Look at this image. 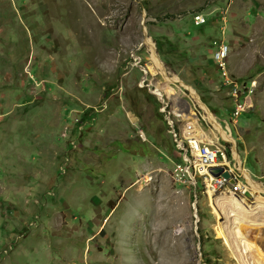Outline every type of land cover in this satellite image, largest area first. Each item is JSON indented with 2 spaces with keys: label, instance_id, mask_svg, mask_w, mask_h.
Masks as SVG:
<instances>
[{
  "label": "rangeland",
  "instance_id": "obj_1",
  "mask_svg": "<svg viewBox=\"0 0 264 264\" xmlns=\"http://www.w3.org/2000/svg\"><path fill=\"white\" fill-rule=\"evenodd\" d=\"M195 13L204 26H194ZM144 31L165 69L197 93L234 146L188 91L166 83ZM222 37L230 76L257 84L236 126L212 55ZM170 90L188 105L195 134L209 138L200 141L227 148L240 172L234 147L242 170L264 188V0H0V264H124L134 250L117 231L126 209L131 219L167 215L176 264H239L219 242L227 221L211 207L210 193L198 179L196 196L176 181L180 157L164 122L179 131L186 120L182 110L173 112ZM73 115H91L94 128H65ZM60 132L67 137L58 142ZM131 145L147 156L123 153ZM240 181L241 189H230L252 210L257 194L241 172ZM143 201L151 204L145 212Z\"/></svg>",
  "mask_w": 264,
  "mask_h": 264
},
{
  "label": "bare ground",
  "instance_id": "obj_2",
  "mask_svg": "<svg viewBox=\"0 0 264 264\" xmlns=\"http://www.w3.org/2000/svg\"><path fill=\"white\" fill-rule=\"evenodd\" d=\"M197 16L199 15L195 13L193 16V24L195 27H200L195 24V17ZM222 21L224 22V20ZM86 27L89 28L87 24ZM221 35L224 36V32ZM83 40H88V38L86 36H83ZM220 40L223 41L224 45L226 46V72L227 75L230 76L227 71V61L230 54V48L224 37H222ZM143 45L148 50L151 62L159 71L166 83L171 86L178 85L180 88L188 91L192 100L204 111L205 118L218 132L220 137L224 141L229 142L234 146V140L230 133L226 132L218 124L216 118L199 100L197 93L191 87L186 86L182 81H180V79L176 75L170 74L165 69L157 56L154 42L150 38H148L146 31H144ZM230 77L240 86V82L238 80H235L232 76ZM152 93L157 97L159 101L164 102V95L161 90L155 89V91H153ZM169 95L172 96L173 112L177 113L178 110H182L183 113L179 115H182L186 120V123L181 126L182 128H180L179 131L175 128V124L172 120H167L166 118V121L164 122L167 126L166 133L170 134L173 142L172 146L180 157V162L175 168V176L177 178L176 181L178 184L189 186L194 191V194L196 196L197 179L201 184L200 189L202 188L203 184L200 175L196 172L194 167L195 156L192 151V147L190 146V141L192 140L194 135L199 140L201 136L207 142H209V138L208 136L202 134H195V132H198L194 125L195 119L190 113L188 105L181 98L179 91L177 90V92H172V90H170ZM228 98L230 99V103L232 105L231 122L234 126H236L240 118V113L237 117L234 116L235 103L229 96ZM165 110L166 107H163L162 113H164ZM90 112L95 113L97 112V110H90ZM159 117L160 116L157 115L156 119H154L158 128ZM95 123L96 120L91 115L84 116L82 120H79L78 116L73 115L71 122L67 123L66 121H64L63 126H65V128L77 127V130H79V132L83 134L85 130L94 128ZM138 134L139 138L144 143L148 142L145 136L146 134L143 131H139ZM66 137V135H62L60 132L56 139L59 142V140L61 141L62 138ZM69 145H71V143H69ZM124 149V152L122 150L120 151L127 154H129V152H133V154L135 155L145 154L143 157L147 156V154L143 152L145 148L133 151V149L135 148H133L131 145L130 149ZM224 150L226 155V165L224 167L215 168H221L223 169V172L228 173L230 177L229 179L234 180V183H232L233 185L229 183V179L223 178L222 175L215 177L210 174V170L215 168H211L208 172L213 178H221L225 180V182L219 187V189H217L219 191H209L212 201L211 203H213L211 207L213 208L215 213H223L227 221V225H225V227L220 226L218 233L219 242L227 246V248L235 256L239 264L240 261L242 264H264V188L254 182L249 173L242 170V162L233 147V156L238 170L244 174V179L246 183L251 187L253 193L257 194L256 206L253 207L252 210H250V208H248L242 201L237 200L235 198L236 194L232 190L237 191L239 188L241 189L240 172H237L235 167H231L230 154L227 152V148H224ZM148 155L150 154L148 153ZM68 163L69 158H64V166L61 165L59 168L61 174L66 172ZM50 195L51 194H48V196ZM251 197V194L248 193L247 190H244L243 198L245 199V201L250 200ZM150 205L151 204H149L147 201H143L142 210H144L145 212L149 207H151ZM129 206L134 208L136 206V203L132 201L129 203ZM115 214L116 213H114V215ZM122 219L123 224H121L117 229L119 237L122 242H125L127 251H129V245L134 249L130 253L128 252L124 254V264H176L178 256L175 253L174 248L177 247L178 240L174 239L173 241L175 242H172V239L168 234V230L165 224L167 215L165 213L155 214L154 212H145L142 214L140 213L139 217L131 219L129 210L126 209L123 213ZM156 224H159V226L155 227ZM85 228H88V226L86 225ZM82 230L83 228H80L79 232H82ZM123 234H127L129 236L126 237L125 241L122 239Z\"/></svg>",
  "mask_w": 264,
  "mask_h": 264
},
{
  "label": "built area",
  "instance_id": "obj_3",
  "mask_svg": "<svg viewBox=\"0 0 264 264\" xmlns=\"http://www.w3.org/2000/svg\"><path fill=\"white\" fill-rule=\"evenodd\" d=\"M206 23L207 20L204 16L199 15L195 17V24L197 26H204ZM220 31L223 34V28ZM213 47V61L218 66L221 74V88L228 91V96L235 103L234 116L237 117L239 113L241 116L242 113L249 109L257 90V84L256 82H251L248 86L241 84L239 86L233 81L226 72V46L223 41L219 40L213 42ZM211 145L202 143L195 135L190 141V146L195 156V170L200 175L202 184L208 193H210L209 191L215 192L225 182L224 179L213 178L208 173L211 168L224 167L226 165L224 148L213 144Z\"/></svg>",
  "mask_w": 264,
  "mask_h": 264
},
{
  "label": "water",
  "instance_id": "obj_4",
  "mask_svg": "<svg viewBox=\"0 0 264 264\" xmlns=\"http://www.w3.org/2000/svg\"><path fill=\"white\" fill-rule=\"evenodd\" d=\"M210 174H212V175L215 176V177H218L219 175H222L223 178H225V179H229V178H230V177H229V174L223 172V169H221V168L211 169V170H210ZM229 183H230L231 185H233L232 183H234V180L229 179Z\"/></svg>",
  "mask_w": 264,
  "mask_h": 264
},
{
  "label": "trees",
  "instance_id": "obj_5",
  "mask_svg": "<svg viewBox=\"0 0 264 264\" xmlns=\"http://www.w3.org/2000/svg\"><path fill=\"white\" fill-rule=\"evenodd\" d=\"M152 126H153V130L154 131H158L157 129H158V127H157V125H156V129H154L155 127H154V125L153 124H151ZM160 133H164V130H163V132H160ZM157 139V138H156Z\"/></svg>",
  "mask_w": 264,
  "mask_h": 264
}]
</instances>
